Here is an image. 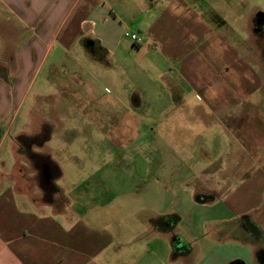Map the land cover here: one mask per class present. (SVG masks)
I'll return each instance as SVG.
<instances>
[{
  "label": "crops",
  "instance_id": "crops-1",
  "mask_svg": "<svg viewBox=\"0 0 264 264\" xmlns=\"http://www.w3.org/2000/svg\"><path fill=\"white\" fill-rule=\"evenodd\" d=\"M212 13L204 17L194 0H0V17L11 18L10 30L18 33L0 52V63L10 66L15 81L11 90L0 84V264H229L240 260L232 252H252L245 264H264V78L226 41L217 29L225 20ZM216 17L221 21L213 26ZM124 31L142 42L125 43ZM77 47L91 62L108 67L120 52L138 53L155 83L142 110L165 114L166 123L185 128L191 139H203L205 126L228 132L240 150L231 170L236 186L214 193L225 192L224 202L233 212L224 219H232L234 227L223 235L233 243L194 252L177 233L176 221L173 227L171 215L178 214L158 210L155 204H125L115 197L98 204L95 212L85 192L68 191L72 198L57 181L71 175L75 185L91 173V162L98 159L77 153V145L85 150V139L55 141L54 134L64 125L54 119L53 127L42 121L32 132L12 129L19 104L44 67L43 80L55 94L39 92L41 98L75 93L68 78L74 81L78 73L69 69L68 61L75 60L71 52ZM54 49L59 53L49 58ZM84 73L94 77L92 70ZM19 82L22 88L16 93ZM189 93L195 97L192 102ZM255 94L260 102L250 99ZM11 96H16V108L8 119L6 101ZM56 105L61 106L58 102L52 107ZM187 122L195 125L183 127ZM178 142L187 144L182 137ZM66 143L65 167L52 156ZM43 163L55 169L49 199H44L40 184ZM242 214L261 230L259 236L238 222ZM235 226L240 237L233 235Z\"/></svg>",
  "mask_w": 264,
  "mask_h": 264
},
{
  "label": "rangeland",
  "instance_id": "rangeland-1",
  "mask_svg": "<svg viewBox=\"0 0 264 264\" xmlns=\"http://www.w3.org/2000/svg\"><path fill=\"white\" fill-rule=\"evenodd\" d=\"M194 1L198 2L204 17L214 15L212 12L215 11L225 20L217 29H220L226 41L251 62L252 68L259 69L264 78V30H254L256 13L264 12V0ZM10 19L0 17V34L4 33L0 37V52L4 45L13 43L10 38L18 34L17 31L11 32L8 24ZM221 19L214 18L212 25H218ZM124 32L123 41L129 43L130 38ZM20 39L18 37L17 41ZM56 52L59 53L54 49L49 58L55 57ZM71 58L75 60L68 61L69 69L78 74L74 76V81L67 78L70 91L75 93L68 98L58 95L41 98L39 92L55 94L54 87L49 90L51 84L43 80L44 67L41 76L32 81V87L23 103L19 104L12 123L13 130L20 126L32 132L42 121L49 122L48 126L53 127L51 119H54L64 125L54 134L55 141L57 138H69L77 143L85 139V150L84 146L77 145V153L85 152L98 160L91 162V173L79 178L75 185L71 181L76 178L71 175L57 180L58 185L66 188V195L70 191L76 194L85 192L84 198H87V204L95 212L100 204L118 197L125 204L134 201L155 204L158 210L177 213L171 215L173 227L177 222V233L186 238L194 252H208L219 242L227 246L233 243L230 238L223 237L234 227L232 219H224L231 217L233 212L224 202L225 192H222V196L214 193L224 191L223 186L226 189L236 186L237 179L231 177V170L240 150L229 140L228 132L220 127L205 126L202 130L203 139H191L185 128L166 123L165 114L142 110L147 97H150L146 93L153 91L155 83L153 72L146 69L145 58L138 53L120 52L118 61H112L109 67L91 62L80 47L71 52ZM86 69L92 70L94 77H87L84 73ZM13 73L9 65L0 63V84L7 90L14 86ZM21 88L22 83L19 82L16 93ZM191 95L189 93L188 98L192 102L195 97ZM15 98H7L8 119H11L9 115L16 108ZM250 99L260 102L258 94ZM140 100L143 101L141 106ZM58 102L61 106L53 108L52 105ZM261 104L264 105V93ZM194 125L190 122L182 124L186 128ZM68 126L70 130H67ZM180 137L186 138L187 144L178 142ZM174 139L177 140L173 142ZM59 146H62V151H56L52 158L66 167L67 162L63 159L70 145L66 143ZM40 184L44 186V199L51 198L52 190L46 186L42 176ZM208 189L213 191L207 192ZM196 193L214 195L211 200L200 202L195 199ZM70 196L73 198L72 194ZM247 217L243 214L237 216L238 222L253 237L259 236L261 230ZM233 235H242L238 226H235ZM232 253H236L240 258L235 259L243 260L244 264L252 257V252Z\"/></svg>",
  "mask_w": 264,
  "mask_h": 264
},
{
  "label": "flooded vegetation",
  "instance_id": "flooded-vegetation-1",
  "mask_svg": "<svg viewBox=\"0 0 264 264\" xmlns=\"http://www.w3.org/2000/svg\"><path fill=\"white\" fill-rule=\"evenodd\" d=\"M263 13V12H262ZM254 30L263 32L264 30V14H262L260 17H257L254 21ZM41 176L44 178L45 184L47 187L50 188V190H54L53 185V178L55 174V169L51 163H43L41 166ZM259 259L263 261V252L258 253Z\"/></svg>",
  "mask_w": 264,
  "mask_h": 264
},
{
  "label": "trees",
  "instance_id": "trees-1",
  "mask_svg": "<svg viewBox=\"0 0 264 264\" xmlns=\"http://www.w3.org/2000/svg\"><path fill=\"white\" fill-rule=\"evenodd\" d=\"M214 194H207V195H200V193L195 194V199L200 202H206L213 198ZM229 264H243L241 260H234L230 262Z\"/></svg>",
  "mask_w": 264,
  "mask_h": 264
},
{
  "label": "built area",
  "instance_id": "built-area-1",
  "mask_svg": "<svg viewBox=\"0 0 264 264\" xmlns=\"http://www.w3.org/2000/svg\"><path fill=\"white\" fill-rule=\"evenodd\" d=\"M124 35L126 36V37H129L130 38V40L133 42V43H135V44H140L141 42H142V39H141V37H139V36H137L136 34H134V33H130V32H124Z\"/></svg>",
  "mask_w": 264,
  "mask_h": 264
},
{
  "label": "water",
  "instance_id": "water-1",
  "mask_svg": "<svg viewBox=\"0 0 264 264\" xmlns=\"http://www.w3.org/2000/svg\"><path fill=\"white\" fill-rule=\"evenodd\" d=\"M262 14H264V12L262 13V12L259 11V12L256 13V16H257V17H260ZM175 240H178V239L174 238L173 241H175ZM180 243H181V242L178 241L177 245H180Z\"/></svg>",
  "mask_w": 264,
  "mask_h": 264
}]
</instances>
